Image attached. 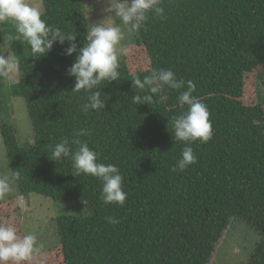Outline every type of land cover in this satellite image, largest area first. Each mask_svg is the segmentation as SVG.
Returning a JSON list of instances; mask_svg holds the SVG:
<instances>
[{"label":"trees","instance_id":"obj_1","mask_svg":"<svg viewBox=\"0 0 264 264\" xmlns=\"http://www.w3.org/2000/svg\"><path fill=\"white\" fill-rule=\"evenodd\" d=\"M42 3L47 24L77 35L83 47L88 26L83 0ZM162 6L165 17L150 15L138 30L136 45L145 48L149 67L132 72L122 59L119 80L100 85L105 109L87 114L82 105L89 93L74 91L75 77L67 74L76 58L64 54L70 42L54 44L55 71L45 73L39 60L29 57L30 45L14 24L0 23V39L12 44L19 80L6 89L0 74V109L5 110L9 97H22L34 132L33 144L22 147L15 127L1 126L12 171L20 172L18 192L62 205L78 201L89 210L56 219L65 264H189L192 260L179 253L172 256L161 231L203 219L214 225L202 232L209 234L200 238L201 248H209L204 247L198 264H212L210 249L233 219L246 217L264 234V96L259 84L264 86V0H162ZM157 68L191 80L193 95L211 113L213 138L191 145L198 161L184 172L172 170L185 147L175 141L171 126L173 117L187 111L177 100L179 91L162 89L152 105L132 99L138 94L133 77L143 80ZM247 92L255 93L250 105L244 101ZM79 129L90 132L80 139L100 153V162L120 169L127 193L123 206L105 205L97 178L73 175L70 159H50L52 146L64 138L71 141ZM3 203L0 198V207ZM105 217L119 223L109 224Z\"/></svg>","mask_w":264,"mask_h":264},{"label":"clouds","instance_id":"obj_2","mask_svg":"<svg viewBox=\"0 0 264 264\" xmlns=\"http://www.w3.org/2000/svg\"><path fill=\"white\" fill-rule=\"evenodd\" d=\"M105 11L112 14L109 19L119 21L114 24L106 21L87 26L86 43L78 47L77 35L65 34L59 28H52L42 19L39 8L32 6L27 0H0V23H13L17 33L30 45L34 57L49 53L56 42L61 45L69 41L64 54H76L74 63L67 69V74L75 77L74 91L84 90L89 93L88 101L82 105V111L87 114L91 110L101 111L106 107L102 99L103 82L111 83L120 78V57L124 51L120 47L126 38V32L132 33L145 28L150 15L165 17L162 0H106ZM18 70V63L9 58H0V74L7 75ZM133 88L137 95L132 97L137 105L153 104L154 98L162 89L178 90L177 100L181 106L186 105L187 111L173 117L172 129L175 141L183 142L180 158L173 171L184 172L190 165L197 163L198 157L191 145L197 141L208 143L213 138L211 113L205 103L197 96L196 85L177 78L171 69H153L143 80L133 77ZM186 83V86H185ZM101 89L94 91V89ZM182 90V91H180ZM163 98V97H161ZM90 135L86 129L74 131L71 141L62 139L51 148V158L54 161L70 159L74 169L73 175H91L102 182L100 199L105 205L118 204L123 206L127 193L123 190V176L114 164L100 162V153L90 148L81 137ZM73 145L76 149L73 150ZM20 178V172L15 171L9 176H0V198L14 191L13 183ZM23 206L22 201H17ZM109 224L119 221L114 217H105ZM44 245L38 242L32 233L21 235L17 227L8 222H0V264H26L36 255L41 254Z\"/></svg>","mask_w":264,"mask_h":264},{"label":"rangeland","instance_id":"obj_3","mask_svg":"<svg viewBox=\"0 0 264 264\" xmlns=\"http://www.w3.org/2000/svg\"><path fill=\"white\" fill-rule=\"evenodd\" d=\"M27 2L39 8L43 19L44 6L42 0H27ZM83 5L88 25L106 21L112 15L105 11L106 0H83ZM106 22L114 24L119 21L112 18ZM136 40H139L138 31L126 32V38L120 45L124 49L119 54L120 61L122 59L128 61L132 72L134 69V71H141L149 67L147 52L145 48L136 45ZM32 55V51L29 52V57ZM0 56L1 58H9L15 61L12 44L9 41L0 39ZM35 58L39 60L45 73L55 71L51 70L57 62V53L54 47L46 55ZM257 72H259V69L251 75L252 80L257 75ZM5 78L6 89H11L19 81L17 71L5 75ZM259 84L261 95L264 96V86L262 82ZM9 94L11 96V93ZM254 95V92H247L244 98L247 105L252 104ZM3 123L10 124L16 128L17 139L22 147L33 144L32 122L25 100L22 97H9L5 110L0 109V176L7 175L11 178L14 172L9 163L7 149L2 136L1 126ZM97 182L98 190L101 194L102 182L98 179ZM13 188L14 191L12 193L3 197L4 203L0 207V222L14 224L21 235L27 233L35 234L38 242L44 245L42 253L36 255L26 264H65L59 243L56 219L61 216L87 215L89 214L87 213L89 212L88 207L85 203L78 201L62 205L36 194H31L27 197L22 196L18 192L17 181L13 183ZM18 200L23 202L22 207L18 205ZM241 219L231 220L228 230L223 229L221 239L214 242L210 249L212 251L210 259L212 264H264V248L260 249L264 243V234L262 235L259 231L252 228L246 221L247 219ZM213 225L211 220L206 219L180 223L161 231L163 242H168L170 245L167 247L173 248L172 256L179 253L182 259L189 258L192 260L189 264H198L195 261H198L200 253L205 251L204 247L209 248V245H204V243V247L201 248L200 238L206 237L209 233L204 235L203 233L213 230Z\"/></svg>","mask_w":264,"mask_h":264}]
</instances>
